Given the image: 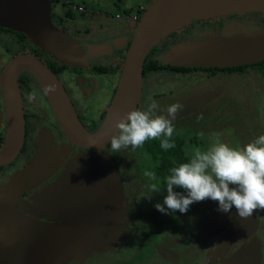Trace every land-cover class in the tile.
Returning <instances> with one entry per match:
<instances>
[{
	"label": "water",
	"instance_id": "95a60500",
	"mask_svg": "<svg viewBox=\"0 0 264 264\" xmlns=\"http://www.w3.org/2000/svg\"><path fill=\"white\" fill-rule=\"evenodd\" d=\"M51 8V0H0V26L22 32L33 45L64 64L85 65L95 46L87 45L86 51L81 40L57 27ZM252 11L264 15V0H150L133 30L105 115L92 131L81 122L57 75L36 55L18 53L7 60L0 76L5 112L0 165L11 162L23 146L25 120L17 83L22 70L37 79L67 142L50 150L40 142L29 162L0 184V264H54L57 255L83 259L122 240L127 217L124 183L107 145L119 131L116 122L137 109L148 52L166 33L193 19ZM105 47L97 46L100 50ZM157 59L196 68L259 62L264 60V29L256 27L235 35L178 42ZM72 146L83 150L68 159L53 181L32 195L37 215L16 210L23 192L51 177L63 165ZM251 216L238 215L209 251L210 263L229 248L232 234ZM251 241L246 245L255 244L258 249L260 245ZM260 264H264V256Z\"/></svg>",
	"mask_w": 264,
	"mask_h": 264
},
{
	"label": "rangeland",
	"instance_id": "374dc122",
	"mask_svg": "<svg viewBox=\"0 0 264 264\" xmlns=\"http://www.w3.org/2000/svg\"><path fill=\"white\" fill-rule=\"evenodd\" d=\"M74 1L80 5L81 3L87 5L91 2L90 4L96 5V7L94 6L97 9L96 12L100 10L112 16L118 4L123 6L124 3H138L140 0H73V3ZM106 4L109 5L106 6ZM231 20L233 23L225 27L223 31L221 29L213 31L194 29V39L215 35H235L241 30H255L256 27H260L252 20L244 22ZM97 21L99 22V20ZM100 22L99 25H101ZM223 22L226 20L224 19ZM168 48L164 49L162 53ZM158 92H163V95L154 97L153 93ZM102 100L103 98H100L98 102ZM144 101L145 104L142 108L147 109L148 105L155 101L158 104L156 114L165 116H167V108L170 104L176 102L182 104V109L173 121L175 129L183 130L182 128L188 125L192 130L191 134L194 132L204 134L198 137L207 145L203 150L210 147L217 138L231 147L240 148L264 134L262 125L264 123V78L255 76L250 71L243 75L216 74L209 78L201 70L187 74L169 71L151 72L145 82ZM90 104L91 109L98 107L89 102ZM186 140L188 141V138ZM198 146L190 144L188 150L191 152L197 148L200 149ZM204 147L201 146V148ZM124 149L118 151L119 156L122 154V159L119 158V160L126 170L128 180L129 178L133 179L134 190L140 192L133 197V200L140 199L139 196L144 191H141L142 184L139 181L141 177H145V172L138 171V162L133 163L132 158L136 159V154H133L132 157L128 156ZM129 183H131L130 180ZM178 191L183 190L178 189ZM143 201L145 204V200ZM234 211L235 208L231 212ZM145 212H148L146 207ZM254 212L255 216L248 218L233 233L229 248L211 264H256V260L260 264V260L264 256V223L263 217L259 215H263L264 208H259ZM178 215V226L175 228L169 221H166L165 230L155 234L157 239L153 238L152 243L148 242V246H141L137 240L133 241L135 235L128 239L125 246L121 245L124 240L117 242L108 249L110 252L97 250L83 259L57 255L54 264H208V250H205V255L195 258L196 252H199L198 246H202L200 242L205 241L204 238L208 233L211 234V229H221L204 243V248L207 246L212 248L236 218L235 216L231 222L227 221L230 214L217 211V202L211 199L193 203L186 213L178 212ZM200 221L202 224L206 223L202 228H198L201 225ZM151 234H145V242ZM250 240H252L251 243L256 242L261 247L256 249L255 244L248 247L246 243ZM239 250L241 252L237 253ZM259 252L260 254L256 257V253Z\"/></svg>",
	"mask_w": 264,
	"mask_h": 264
},
{
	"label": "flooded vegetation",
	"instance_id": "af4514ba",
	"mask_svg": "<svg viewBox=\"0 0 264 264\" xmlns=\"http://www.w3.org/2000/svg\"><path fill=\"white\" fill-rule=\"evenodd\" d=\"M149 1L150 0H140L138 1V3L132 2L131 5L136 4L137 6V9L135 10L136 13L140 12L139 7L142 9L140 12V16H141V13L143 12L144 8L147 6ZM64 2L67 3L68 9L66 8L63 10L62 7L60 6V2L59 4H54V5L52 4L51 12L54 11L57 16L56 19L54 20L52 19L53 23L57 27L63 29L72 37L81 40L83 42L82 47L84 50L86 51L88 50L87 48L89 47L87 45L95 46L94 48L90 49L91 56L87 58V63L81 66L64 64L63 62L57 60L54 56H52L48 52L42 51L38 47L33 45L22 32L0 26V76L4 64L12 56L18 53L36 55L34 53L36 49L40 52L41 58L38 55L36 56L46 66H48V64L46 63L47 60H49L50 62L56 61V65H55L56 67H60L61 65H64L62 66V68L58 69L57 71H54L50 66L48 67H50L54 71V73L61 81L70 100L72 101V104L81 122L88 129V127L90 128L92 119L96 120L101 117V121H102L105 115L106 108L110 103L114 89L119 80L122 63L124 59L123 55L125 54L127 48L129 47L133 35V29L135 28V25L137 23L136 21L139 20L140 16L138 19H132V18L129 19L131 14L123 15L122 13L117 11H115V13H113L111 16L106 12H101L100 10L96 12L97 9L94 8V6L96 7V5H92L90 3L87 4L86 6H84V4L82 3V5L80 6L81 8H78L79 5L75 1L73 3V0L71 1L64 0ZM66 10H70L75 17L72 18L66 17L64 13ZM94 12H96L95 15ZM215 17H217V19H215ZM220 17H225V16L223 15ZM219 19L221 18H219L218 16H214V19H210L209 22L210 21L211 22L209 24H206L205 27L202 28L201 26L200 27L198 26L197 28L199 31H203V30L213 31L216 29L217 30L221 29L223 31L225 27H228L231 25V23H233L232 22L233 20L231 19H235L239 21V19L236 18V16H233L232 18L225 17L226 22H223L221 25H218L217 21H219ZM97 20H99V22L103 20L102 22H100L101 25H99V22ZM250 20H252L256 25L260 26L261 28H264V25L258 24L254 18L252 19L248 18L241 22L250 21ZM211 24L214 26L209 27ZM18 32L22 33L23 35H19ZM22 41H25L26 45L24 47L22 46L23 45ZM100 44L106 47L107 45H109L110 47H108V49L105 47L103 50L102 49L100 50L99 48H97V46ZM100 66L104 68L103 71L100 69ZM249 71L255 76L258 75L260 78H264L261 67H252L249 64L245 66L244 70L232 69L227 71H216L215 73H211V74H206L205 72L204 73L205 76L209 78L215 76L216 74H222L223 76L234 73L238 75H243L245 73H249ZM158 72H162V71H158ZM150 73H148L146 77L145 76L142 77V85H143L141 90L142 93L137 105V109L139 110L144 109L142 108V106H144L145 104L144 101L145 82ZM17 83L21 93L22 109L25 120L24 141H23V146L20 152L17 154V156L8 164L0 165V184L5 183L8 180L9 176L14 171L22 168L27 162H29V160L37 152L40 142L46 143L47 150H50L53 147H58V145L63 142H67L65 137H63V135L61 134L59 126L50 109L45 94L43 93V90L41 89L37 79L33 76V74H31L27 70L20 71L17 77ZM100 98H103V100L98 102ZM89 102L93 103V106L96 105L98 107L91 109L92 106L91 104L89 105ZM262 125L264 128V123H262ZM4 134H5V112L3 106L2 91L0 88V147L2 146L4 141ZM198 145L199 144H197V146ZM107 148L112 153L113 158L116 161L117 168L120 171L124 183V193H125L126 208H127L130 197H132V194H134L138 190H134L135 188H133L134 185L132 178H129L131 182L129 183V180L126 176V170L125 168L122 167V164L120 162L121 160H119V158L122 157V154L119 156L118 151H116L118 157H115L114 156L115 150H112L111 144L107 145ZM131 148H127L128 152L126 151V148L124 150L126 151V155L132 157V155L136 154L137 152L136 149L132 148L133 149L132 150ZM205 148H201V150ZM130 149L135 153L131 154ZM82 150L83 148L72 146L69 155L66 158L65 162L63 163V165L60 166L54 172V174L51 177H49L47 180H45L42 184H40L34 189L23 192L19 202L16 203L15 205V209L29 216L30 215L36 216L37 213L34 212L35 210H33L32 208L33 205L31 204L32 195L41 191L47 184L53 181L54 178L62 170L64 165L68 162V159L74 156L75 154H78ZM137 159H138L137 155H136V159L132 158L133 163L137 162ZM129 185H131V188H129ZM238 215L239 214L235 210L234 212L230 213L229 217L226 220L227 221L229 220L231 222V220L235 216L237 218ZM259 216L263 217V223H264V213L263 215H259ZM199 224L201 225H199L198 228H202L206 225V223L202 224L201 221L199 222ZM220 230L221 229L218 230L211 229L212 231L211 234L208 233L204 238V240L206 241L208 238H210L212 235H214ZM205 241L200 242L202 246L201 247L198 246L199 252H196L195 258L199 255L203 256L205 250L206 251L208 250L207 251L208 264H211L209 258L210 255L209 251L211 252L212 249H214V247L216 246V244L212 248H210L209 246H207V248H204Z\"/></svg>",
	"mask_w": 264,
	"mask_h": 264
},
{
	"label": "clouds",
	"instance_id": "9594fccd",
	"mask_svg": "<svg viewBox=\"0 0 264 264\" xmlns=\"http://www.w3.org/2000/svg\"><path fill=\"white\" fill-rule=\"evenodd\" d=\"M182 107L172 103L167 116L157 115L158 104L152 101L145 110L129 112L116 122L119 131L110 139L112 150L135 149L150 139H159L164 151L174 148L173 121ZM150 187L153 193L160 191L156 183ZM205 199L216 201L217 211L230 214L235 208L243 218L264 208V134L240 148L218 138L206 150L197 148L187 162L170 170L166 195L155 208L163 214L186 213L193 203Z\"/></svg>",
	"mask_w": 264,
	"mask_h": 264
},
{
	"label": "trees",
	"instance_id": "16d2710c",
	"mask_svg": "<svg viewBox=\"0 0 264 264\" xmlns=\"http://www.w3.org/2000/svg\"><path fill=\"white\" fill-rule=\"evenodd\" d=\"M71 1V0H69ZM52 4H59L62 7V9H68V5L64 0H51ZM79 6L80 3H77ZM84 4V3H83ZM63 5V6H62ZM84 6H86L84 4ZM117 12L122 13L123 15H129L135 12L137 9L136 4L135 5H128V6H121L117 5ZM66 17H75L70 10H66L65 12ZM227 18H232L233 16H236V18L239 19V21L246 20L248 18H254L258 24L264 25V15L261 12H244L240 14H227L224 15ZM52 19H56V13L54 11L51 12ZM219 21H217L218 25H221L223 23V18L218 16ZM214 18H199V19H193L189 23H186L174 30H171L170 32L166 33L160 41L155 44L150 51L148 52L146 59L143 63V77L147 76L150 72H158V71H169L173 73H180V74H187L190 72H193L195 70H201L205 72L206 74L215 73L216 71H227L232 69L237 70H244L245 66L247 64L243 65H237L233 67H224V68H218V67H187V66H174L169 65L166 63L161 62L157 59V54H161L164 49L168 48L171 45H174L178 42H182L187 39H193L195 35H193L194 29L199 26L202 28L206 26V24H209V20ZM217 19V17H215ZM214 25H210L209 27H212ZM16 32V31H13ZM19 35H23L22 33H19ZM23 47L26 45L25 41H22ZM37 50V49H36ZM35 50V54L40 57V52ZM41 58V57H40ZM46 60V59H44ZM48 66H50L54 71H57L58 69L62 68L56 67V61L50 62L49 60L46 61ZM252 67H261L262 68V74L264 75V60L255 62L252 64H249ZM100 69L103 71L104 68L100 66ZM107 69V68H105ZM113 70V68H112ZM163 92L153 93L154 97L162 96ZM101 121V117L98 119H92V122L90 124L89 130H94L97 128ZM183 130H176L173 134L172 140L175 142V147L172 149H169L167 151H164L160 147V140L159 139H150L144 142V144L136 149V155L138 156L137 162L139 164L138 171L139 172H145V177H141L139 183L142 184L141 191L143 194L140 197V199L133 200V197L137 195V193L140 194L139 191L132 194V197H130L128 201V207L126 208V222L125 226L123 228V243H121L122 246H125V243L128 241L130 237H136L133 238V241L137 240L138 244H141V246H148V242L152 243L153 238H156L155 234L160 233L161 231L165 230V222L169 221L173 227H177L179 223V215L178 212L175 213H168L163 214L160 211H158L155 208V204L160 202L162 203L164 195H166V177L169 175L170 170L178 166L180 163L187 162L191 156L194 153V150L191 152L188 150L190 144L196 145L199 144L198 147L201 146H207L204 141H200L198 137L204 134H198L196 132L192 133V130H190V127L188 125L185 128H182ZM188 138V141L186 140ZM204 147V148H205ZM131 148V147H130ZM194 148V147H192ZM132 149V148H131ZM130 149V153H135ZM115 157L117 156V153L115 151L114 153ZM145 159V160H143ZM153 183H156L159 186L160 191L153 193L151 191V185ZM178 190V189H176ZM182 190V189H180ZM150 193V194H149ZM145 195V199H144ZM145 200V204L144 201ZM145 207L148 209V212H145ZM253 215L252 217H254ZM178 220V221H177ZM152 233L150 237H148L147 241L145 242V234ZM157 239V238H156ZM152 245V244H151ZM107 251V250H103ZM117 251V250H116ZM108 252H110L108 250ZM93 257V256H92Z\"/></svg>",
	"mask_w": 264,
	"mask_h": 264
},
{
	"label": "built area",
	"instance_id": "2783aa9c",
	"mask_svg": "<svg viewBox=\"0 0 264 264\" xmlns=\"http://www.w3.org/2000/svg\"><path fill=\"white\" fill-rule=\"evenodd\" d=\"M78 8H81L80 6H78ZM139 9H140V12H141V8L139 7ZM140 12H138V13H136V11L135 12H133L131 15H130V17H129V19H138L139 18V16H140Z\"/></svg>",
	"mask_w": 264,
	"mask_h": 264
},
{
	"label": "crops",
	"instance_id": "0c3cea01",
	"mask_svg": "<svg viewBox=\"0 0 264 264\" xmlns=\"http://www.w3.org/2000/svg\"><path fill=\"white\" fill-rule=\"evenodd\" d=\"M89 3H91V2H89ZM134 3H135V2H134ZM130 4H131V3H129V4H128V3H124L123 6H128V5H130ZM108 5H109V4H106V6H108ZM118 5H121V4H118ZM112 8H115V7H112ZM115 10L117 11L116 8H115Z\"/></svg>",
	"mask_w": 264,
	"mask_h": 264
},
{
	"label": "bare ground",
	"instance_id": "6f19581e",
	"mask_svg": "<svg viewBox=\"0 0 264 264\" xmlns=\"http://www.w3.org/2000/svg\"><path fill=\"white\" fill-rule=\"evenodd\" d=\"M124 19V18H123ZM128 20V19H127ZM137 22V21H136ZM134 23V22H133ZM136 26V25H135ZM134 30V29H133ZM124 56V55H123ZM196 68V67H195ZM143 86V85H142ZM89 130V129H88Z\"/></svg>",
	"mask_w": 264,
	"mask_h": 264
}]
</instances>
